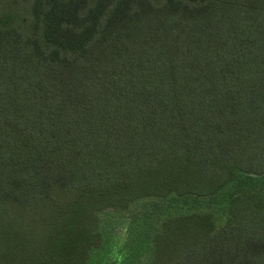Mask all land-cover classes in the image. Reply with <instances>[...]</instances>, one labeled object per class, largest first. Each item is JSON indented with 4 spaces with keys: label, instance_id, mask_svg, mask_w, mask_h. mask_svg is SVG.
I'll list each match as a JSON object with an SVG mask.
<instances>
[{
    "label": "trees",
    "instance_id": "1",
    "mask_svg": "<svg viewBox=\"0 0 264 264\" xmlns=\"http://www.w3.org/2000/svg\"><path fill=\"white\" fill-rule=\"evenodd\" d=\"M131 262L264 264V0H0V264Z\"/></svg>",
    "mask_w": 264,
    "mask_h": 264
},
{
    "label": "rangeland",
    "instance_id": "2",
    "mask_svg": "<svg viewBox=\"0 0 264 264\" xmlns=\"http://www.w3.org/2000/svg\"><path fill=\"white\" fill-rule=\"evenodd\" d=\"M225 202L209 204H185L180 207H162L152 211L150 207V200H142L131 204L126 212L109 211L108 214L99 215L98 228L103 235L108 237L115 245L117 243H124L125 246L132 245L134 236L139 237L137 240L143 246L144 251L150 248L154 234L161 228L162 221L167 216H173L176 213H192V212H210L213 216L216 226L221 225L226 219L227 212L224 209ZM97 220V216H96ZM138 231L132 233L130 230ZM132 231V230H131ZM106 243V246L108 243ZM127 249V248H126ZM132 250L131 247L127 249ZM143 251V252H144ZM136 252H134L135 254ZM130 264H143L141 262Z\"/></svg>",
    "mask_w": 264,
    "mask_h": 264
}]
</instances>
